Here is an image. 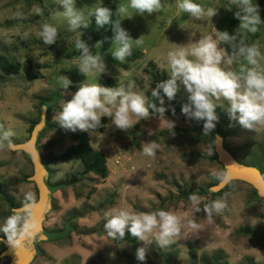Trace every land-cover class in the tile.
I'll list each match as a JSON object with an SVG mask.
<instances>
[{
	"label": "rangeland",
	"instance_id": "374dc122",
	"mask_svg": "<svg viewBox=\"0 0 264 264\" xmlns=\"http://www.w3.org/2000/svg\"><path fill=\"white\" fill-rule=\"evenodd\" d=\"M31 1L0 0V55L16 59L23 65L18 75L8 76L0 72V129L14 133L11 137L13 143H23L30 138L31 125L40 118L39 99L53 93L57 81L63 94L62 101L71 99L62 88L60 77L68 76L69 71L78 68L79 51L75 49V42L83 39L80 29H70L57 0ZM253 1H257L264 18V0ZM107 2L115 3L119 8L127 5L129 0H76V7L87 15L90 9ZM197 2L205 8L218 9V14L214 17L205 15L197 20L180 12L175 0H162L161 10L150 15H139L129 8V15L133 17L121 15V24L133 39L143 36L139 42L132 41V45L144 53L143 58L135 62H119L111 55L115 44L104 48L94 42L92 52H99L108 67L104 74L90 75L85 82L127 87L128 82L133 81L134 91L145 93L151 89L153 75L166 72L164 68L170 50L177 49L178 44L214 35L216 28L226 30L223 27L224 10L234 5V0ZM34 7L41 12L35 13ZM44 24H51L58 30L57 42L53 45H45L39 37ZM261 25L260 35L252 42L247 41L248 34L244 30L240 32L246 43L256 45L264 52V23ZM222 46L230 55L231 48L227 44ZM260 63L264 66V59ZM222 66L234 72L250 67L242 58ZM82 83L74 85L73 89L72 84L69 90L75 92ZM181 92L182 98L187 99V94L182 89ZM62 101L51 107L50 124H57L53 116L61 110ZM217 103L224 109L228 107V102L223 99ZM170 121H175L173 130ZM234 127V132L226 139L227 149L243 163L257 161L264 173V165H261L264 125L258 131L244 129L237 122ZM54 128H47L39 143L40 147H46L42 154L54 158L48 165L51 184L71 181L82 171L80 163H66L59 158L74 143L73 134L83 132ZM191 128L192 124L181 117H155L150 113L149 119L120 130L106 117L105 131L99 129L89 137L91 145L106 155L109 175L107 178L82 177L55 192L53 210L48 214L45 227L62 229L66 220L73 217L74 230L67 239L42 242L41 254L35 258L34 264H140L136 257L133 260L135 254L131 246H115L104 234H92L93 229H100L105 222L104 213L116 206L130 207L138 212L170 211L183 224L181 235L166 248H160L150 237L152 245L148 246L146 261L151 264H165V257L172 261L170 264H204V257L218 260V264H249L250 261L258 264L259 257L264 264V245L241 233V228L264 231V199L254 195L252 186L234 181L225 190L226 196L221 198L226 207L211 220L203 210L196 211V205L189 197L180 195L183 192L195 194L214 178L224 175L218 163L203 159L195 163L198 154L205 155L211 150L192 142ZM149 142L159 145L153 156L143 153V145ZM33 173V165L25 155L12 151L7 142H0V208L3 214L0 224L12 214L8 208L10 202L14 201L16 206L22 204L28 192L34 194L35 201L38 200L35 184L26 180ZM198 198L200 203L206 199L199 195ZM138 242L140 247L144 246L143 242ZM4 248L0 244V252ZM117 255L124 257L117 260ZM8 262L7 258L0 259V264Z\"/></svg>",
	"mask_w": 264,
	"mask_h": 264
},
{
	"label": "clouds",
	"instance_id": "9594fccd",
	"mask_svg": "<svg viewBox=\"0 0 264 264\" xmlns=\"http://www.w3.org/2000/svg\"><path fill=\"white\" fill-rule=\"evenodd\" d=\"M236 4L235 18L240 21L235 33L216 28L214 35L202 36L198 41H189L180 45L167 54V64L164 70L168 78L160 80L151 89V95L158 102L150 104L142 91H134V82L129 81L127 87H108L101 83H86L75 92H71L73 81L68 76H61L62 88L71 99L62 101L61 110L54 113L53 119L66 132H85L90 136L104 127L103 118L110 119L116 129L127 130L142 120H147L150 113L165 114L169 111L167 102L176 99L177 93L183 90L187 94L188 102L181 107V113L190 120L203 122L202 132L211 134L216 128L220 117L217 103L221 99L228 102L226 109L229 119L237 122L242 128L258 131L264 125V66L260 61L264 59V52L256 45L246 43L244 33H255L258 26L264 23L258 3L253 0H234ZM61 6L62 15L70 29L75 31L88 27L89 18L94 17L98 28L112 24L111 39L116 45L111 51L112 57L124 62L132 54V41L139 42L143 36L133 39L121 22L113 23V10L100 6L85 11L76 7V0H57ZM177 8L182 13L199 20L203 16L214 17L218 9L205 8L197 0H175ZM129 8L136 14L145 15L158 12L162 8V0H129L127 5L118 8L119 14L131 18ZM37 14L41 9L34 7ZM39 37L45 45L57 42L58 30L51 24L42 25ZM170 42V41H169ZM174 43V42H170ZM177 44V43H174ZM227 44L231 54L222 46ZM75 49L79 51V73L88 77L94 74H104L107 64L99 52L93 53L90 46L83 39H77ZM243 59L250 66L246 70L234 72L225 70L224 64H232L234 60ZM175 115V109H171ZM175 121H170L172 130ZM10 130L0 129V142H7L13 146ZM219 140V137H217ZM159 145L149 142L143 145V153L153 156ZM215 175V174H214ZM221 179L228 181L229 176ZM199 212L200 200L196 194L189 197ZM35 197L28 192L20 208H15L12 214L0 224L9 243L15 247H23L25 240L34 239L38 234L39 222L34 215ZM226 205L221 200H214L203 207V212L211 220L214 215L221 213ZM104 228L113 240L123 241L130 235L143 242L144 246L136 249L135 257L140 264L147 259L148 246L152 245L150 237L160 248H166L175 242L184 228L179 218L170 211H134L130 207L116 206L104 213ZM191 223V222H190ZM261 264L260 258H257Z\"/></svg>",
	"mask_w": 264,
	"mask_h": 264
},
{
	"label": "trees",
	"instance_id": "16d2710c",
	"mask_svg": "<svg viewBox=\"0 0 264 264\" xmlns=\"http://www.w3.org/2000/svg\"><path fill=\"white\" fill-rule=\"evenodd\" d=\"M29 1H31V0H29ZM256 2L257 1H253V3H256ZM100 6L109 7L113 10V14H112V22L113 23L121 22V14H119L118 6L115 3L107 2V3L101 4L97 7H100ZM236 10H237L236 4L228 6L227 10H224L226 12V16L223 18V21H225V24L223 25V27L227 31H230V30L236 31L238 26H239L240 21L238 19H236L235 15H234ZM261 26H262L261 24L258 26L257 32L247 33L248 34L247 35L248 36L247 41L252 42L254 38H256L260 35V30L262 28ZM111 28H112V24L105 25L104 28H98L97 25L95 24L94 17H91V18H89V21H88V27L80 29V35L83 38V40H85L87 42V44L90 46V48H92V45L94 42H99L104 48H110L114 45V42L111 39V37L113 36V32H112ZM220 30L224 31L222 27H220ZM143 56H144V53L141 52L140 49H138L137 47L132 45V54L130 56L126 57L125 61L135 62L137 60L142 59ZM244 63H247V62L244 60ZM22 67H23L22 63L17 61L16 59H10L4 55H0V72H2L3 74L8 75V76L18 75L21 72ZM237 72H240V71H237ZM68 77L73 81V86H71L72 89H73L74 85L85 82V80L87 79V77H85L84 75H81L79 73V68H74L73 70L69 71ZM167 78H168V75L166 72L157 73L156 75L154 74L152 87H155V84L157 82H159L160 80H164ZM109 82H110V85L114 86V83L112 80H109ZM56 85H57V88L53 91V93H51L49 96H46L44 98L39 99V101H40L39 112H40L41 105H43L47 102H55L54 105H56L57 103L62 101L63 94H62V90H61V87L59 86L60 84L58 81H57ZM151 89H148L145 91V95L147 97V100L150 104L154 103V104H157L159 106V102L154 97H152V95H151ZM187 102H188L187 99L182 98V92L180 91L179 93H177L175 100H173L171 102H167V107L169 108V111H167L165 114H161V113H151V114L155 117H161L164 115L178 116V117H181L185 122H190L192 124V128H191V132L193 134L192 142L196 145H203V146L209 147L211 152H212V153L210 152V153L205 154V155L204 154H198V156H196V158H195V163L199 162V159H203V160H208L210 163L220 164L217 161V155H216V152L214 149V133L217 132L223 136L224 145H225V148H227L226 147V139L228 138V135H231L234 132V130L236 129V127H234L236 122L230 120L226 109H224L223 107L220 106L216 110L219 117H220L219 121L217 122L216 128L213 130V132L211 134L206 135L202 132L203 122H197L195 120L187 119L181 113L182 105L186 104ZM54 105H52V106H54ZM52 106H50L48 108V111H47V118H48L47 128L55 129L54 127H57V126L59 127V125L53 124V123L50 124V121H49V114L51 112L50 109ZM172 108L175 109V115L172 114V111H171ZM38 121H39V119L32 123L30 130H29L30 134L34 128V125ZM105 121H106V117L103 118L104 127L100 128L102 131H105ZM45 130L42 132V134L40 136L38 146H39V143L43 137ZM73 139H74V143L71 144L66 149V151L60 156L59 159L61 161L66 162V163H80V165L82 166V171L80 173V176L79 177L74 176L71 181L70 180H64V181L57 182L54 185H62L63 187H66L71 182L75 183V182L79 181L82 177H86V176L89 177L91 175L101 177V178H107L109 175L107 157L102 151L95 149L91 145L89 134L85 133V132L80 133V134H73ZM12 142H13V140H12ZM44 148H46V147H40V150L42 151V150H44ZM262 149L264 150L263 147H262ZM229 152L234 156V154L231 151H229ZM21 153L23 155H25L30 161V158L27 154H25L23 152H21ZM43 157L49 159L50 164L54 161V158L49 156V155H43ZM51 159L53 160L52 162H51ZM235 159L237 160L236 157H235ZM237 161H239V160H237ZM253 161H255V160H253ZM239 162L242 164L248 165V166H259L261 168L260 164L257 161H255V163L253 162L251 164H246V163H243L241 161H239ZM262 162H264V158L261 160V165L263 166L264 164H262ZM220 166L223 168L222 164H220ZM223 170H224V168H223ZM262 175L264 177L263 172H262ZM28 178H26V180ZM221 180H222L221 178H214L210 184L204 185L203 187L199 188L198 191L195 192V194L197 196L199 195V196H205L206 197V199H204V201H202L199 204L200 211L203 210V207L205 204L210 203L211 201H214V200H221V198H223V196H226L225 190L229 189L232 186V184H234V181H232L220 192H217V193L212 192L211 187L216 186ZM253 193L255 196H258L255 189H253ZM192 194H194V193L191 192L190 195H188V194L186 195L183 192L180 195L190 197ZM13 202L10 203L11 207H16V205L12 204ZM10 212L12 213V211H10ZM241 233H243V235H246L249 238H251V239L261 243L262 245H264V231L260 232L259 230H250L247 228H241ZM124 241H125V243H128V245L133 248L132 251L134 252V254L136 253V249L140 247L138 240H136L134 237H132L130 235L126 236L125 240H123V241L115 240V242L119 243V244L123 243ZM165 255L166 254H164L163 257H165ZM132 258L134 260L135 256H132ZM164 260L166 262L165 264L172 263V261L167 257H165ZM211 260L212 259H210L208 257H204L202 259L204 264H218V260H214V261H211ZM248 263L254 264L252 261H250ZM144 264H151V263L146 261V263L144 262Z\"/></svg>",
	"mask_w": 264,
	"mask_h": 264
},
{
	"label": "water",
	"instance_id": "95a60500",
	"mask_svg": "<svg viewBox=\"0 0 264 264\" xmlns=\"http://www.w3.org/2000/svg\"><path fill=\"white\" fill-rule=\"evenodd\" d=\"M55 102H47L40 107L39 121L34 125L30 138L23 143H13L10 147L12 151H20L27 154L33 165L34 173L29 177V181L34 183L38 191V200L33 209L40 230L34 239L25 240L23 247H13L7 239L2 238V242L7 245V249L2 256L11 259L10 264H31L33 260L41 254L40 244L46 241H54L68 236L71 229L67 226L62 231H48L44 228V222L48 214L53 209V194L60 190L62 185H52L50 180V170L48 168L49 159L43 157L38 146L42 132L48 126L47 111ZM219 137V140H217ZM214 149L217 155V161L224 168V175H228L227 182L221 180L216 186L211 187L214 193L223 190L232 181H241L249 184L256 190L258 196L264 199V177L258 166H248L240 163L229 152L224 145V138L219 133H214Z\"/></svg>",
	"mask_w": 264,
	"mask_h": 264
},
{
	"label": "flooded vegetation",
	"instance_id": "af4514ba",
	"mask_svg": "<svg viewBox=\"0 0 264 264\" xmlns=\"http://www.w3.org/2000/svg\"><path fill=\"white\" fill-rule=\"evenodd\" d=\"M51 175V174H50ZM29 179V178H28ZM49 182L51 183V180H49ZM52 185H54V184H52ZM253 188V187H252ZM59 191V190H58ZM54 195H55V193L53 194V198H55L54 197ZM37 201V200H36ZM35 201V202H36ZM8 203V202H7ZM11 203V202H10ZM24 203V202H23ZM22 203V204H23ZM13 205H16L15 204V202H13L12 203ZM22 204H20V205H17L16 207H11V205L9 204L8 205V208L10 209V211H13V209H15V208H20L21 206H22ZM54 206V205H53ZM1 210H2V207L0 208V216H2L3 217V214H2V212H1ZM53 210V209H52ZM52 210H51V212H52ZM1 219V218H0ZM47 219H48V216H47ZM74 220H75V218H73V217H69L67 220H66V224H65V226L62 228V229H48L47 227H45V223L47 222V220L44 222V228L46 229V230H48V231H62V230H64V229H66V227L67 226H70L71 227V229H70V231H69V233H68V236L67 237H65V239H67V238H69L70 237V235H71V232H73V230H74V227H73V225H72V223L74 222ZM105 223V222H104ZM104 223H103V225L102 226H100V229H98V230H94L93 229V233L92 234H94V235H96V234H99V235H105V237H107V238H110V239H112L111 237H109L108 236V234L106 233V230H105V228H104ZM88 235V234H87ZM2 238H4V239H7L8 240V238L7 237H5L1 232H0V244L2 245V246H5V248H4V250H2L1 252H0V259H4V258H7L8 260H9V262H8V264H10V262H11V259L9 258V257H6V256H2V253L7 249V245H5L3 242H2ZM61 239H64V238H61ZM61 239H58V240H61ZM54 241H56V240H54ZM112 241H113V244L116 246H118V245H121V244H127L128 245V243H125V241L123 242V243H116L115 242V240H113L112 239ZM50 242H52V241H50ZM40 249H42L41 248V244H40ZM124 256H120V255H117V260H119L120 258H123ZM128 259H130L129 257H128ZM35 260V259H34ZM34 260H33V262L31 263V264H34ZM129 261H131V260H129ZM129 264H130V262H129Z\"/></svg>",
	"mask_w": 264,
	"mask_h": 264
}]
</instances>
